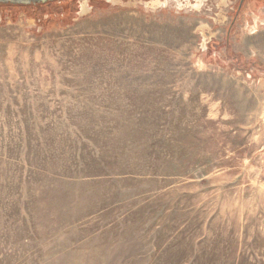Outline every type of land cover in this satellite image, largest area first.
I'll return each mask as SVG.
<instances>
[{"label":"rangeland","instance_id":"374dc122","mask_svg":"<svg viewBox=\"0 0 264 264\" xmlns=\"http://www.w3.org/2000/svg\"><path fill=\"white\" fill-rule=\"evenodd\" d=\"M0 264H264V0L0 2Z\"/></svg>","mask_w":264,"mask_h":264},{"label":"water","instance_id":"95a60500","mask_svg":"<svg viewBox=\"0 0 264 264\" xmlns=\"http://www.w3.org/2000/svg\"><path fill=\"white\" fill-rule=\"evenodd\" d=\"M30 1H45V0H0V2H18V3H27Z\"/></svg>","mask_w":264,"mask_h":264},{"label":"bare ground","instance_id":"6f19581e","mask_svg":"<svg viewBox=\"0 0 264 264\" xmlns=\"http://www.w3.org/2000/svg\"><path fill=\"white\" fill-rule=\"evenodd\" d=\"M160 0H156V2L158 3ZM165 2L167 1V0H164Z\"/></svg>","mask_w":264,"mask_h":264},{"label":"trees","instance_id":"16d2710c","mask_svg":"<svg viewBox=\"0 0 264 264\" xmlns=\"http://www.w3.org/2000/svg\"><path fill=\"white\" fill-rule=\"evenodd\" d=\"M236 59L239 60V57L237 56Z\"/></svg>","mask_w":264,"mask_h":264}]
</instances>
